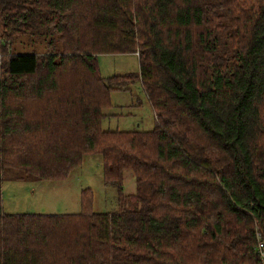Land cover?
<instances>
[{"label": "trees", "instance_id": "obj_1", "mask_svg": "<svg viewBox=\"0 0 264 264\" xmlns=\"http://www.w3.org/2000/svg\"><path fill=\"white\" fill-rule=\"evenodd\" d=\"M130 53L137 74L101 77L96 56ZM135 80L155 128L102 130ZM85 155L117 208L89 190L73 215L0 206V264H259L264 0H0V195L6 171L64 180Z\"/></svg>", "mask_w": 264, "mask_h": 264}, {"label": "rangeland", "instance_id": "obj_2", "mask_svg": "<svg viewBox=\"0 0 264 264\" xmlns=\"http://www.w3.org/2000/svg\"><path fill=\"white\" fill-rule=\"evenodd\" d=\"M31 51L28 45L26 48ZM98 71L103 79L137 74L136 54H106L96 56ZM110 107L102 111L101 129L104 131H151L155 128L153 109L147 100L139 80L125 89L111 91ZM14 171H6L2 177L0 206L7 215H73L80 212V196L85 190L92 193L91 211L105 214L117 208L118 191L106 183L103 165L97 155H85L79 167L67 178L57 181H38L22 174L15 179ZM135 191L134 178L123 175V193Z\"/></svg>", "mask_w": 264, "mask_h": 264}, {"label": "built area", "instance_id": "obj_3", "mask_svg": "<svg viewBox=\"0 0 264 264\" xmlns=\"http://www.w3.org/2000/svg\"><path fill=\"white\" fill-rule=\"evenodd\" d=\"M255 254L259 258V264H264V242H258L255 247Z\"/></svg>", "mask_w": 264, "mask_h": 264}]
</instances>
